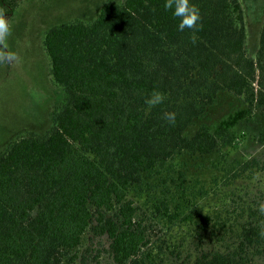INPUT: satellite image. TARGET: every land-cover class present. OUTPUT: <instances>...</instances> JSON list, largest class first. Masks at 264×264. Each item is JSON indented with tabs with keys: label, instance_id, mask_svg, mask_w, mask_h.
<instances>
[{
	"label": "trees",
	"instance_id": "obj_1",
	"mask_svg": "<svg viewBox=\"0 0 264 264\" xmlns=\"http://www.w3.org/2000/svg\"><path fill=\"white\" fill-rule=\"evenodd\" d=\"M191 2L202 17L195 43L192 30H178L165 0L107 1L91 21L45 32L64 101L44 134L29 132L0 152V264H79L88 231L110 240L117 264H155L152 254L143 256L147 229L135 219L131 192L151 186L146 179L162 175L175 155L213 154L233 143L239 123L256 113L264 120V20L252 58L240 0ZM154 90L166 99L149 110ZM220 91L246 106L214 130L202 125L185 136ZM165 112L176 113L174 125ZM157 209L169 222L179 216L166 215V200ZM201 222L213 236L225 235L217 215ZM257 236L255 226H242L238 248L225 250L218 236L220 246H203L176 264H248L241 253Z\"/></svg>",
	"mask_w": 264,
	"mask_h": 264
},
{
	"label": "rangeland",
	"instance_id": "obj_2",
	"mask_svg": "<svg viewBox=\"0 0 264 264\" xmlns=\"http://www.w3.org/2000/svg\"><path fill=\"white\" fill-rule=\"evenodd\" d=\"M124 0H6V16L12 26L9 49L19 59L0 63V152L29 132L44 134L52 126V115L64 101V92L52 79L44 47L45 32L52 26L75 20L91 21L104 2ZM246 31V51L255 58L264 20V0H240ZM246 105L242 97L220 91L214 104L194 119L185 131L191 137L202 125L214 130L227 115ZM264 120L256 113L235 128L230 146L206 155L181 152L168 161L162 175L147 178L151 184L132 191L136 221L147 229L143 256L152 254L155 264H176L196 254L201 247L216 248L218 236L225 237V250L238 248L242 226H255L258 236L245 243L242 256L248 264H264V215L258 203L264 201ZM166 200L169 211L179 216L169 222L158 211ZM191 214L190 220L183 218ZM217 215L225 223L224 233L213 236L203 228L201 217ZM106 236L88 231L79 249V264H117Z\"/></svg>",
	"mask_w": 264,
	"mask_h": 264
},
{
	"label": "clouds",
	"instance_id": "obj_3",
	"mask_svg": "<svg viewBox=\"0 0 264 264\" xmlns=\"http://www.w3.org/2000/svg\"><path fill=\"white\" fill-rule=\"evenodd\" d=\"M165 10H171L174 17L179 18L178 30H192V42L198 39L196 32L200 30V21L202 19L199 7L192 3L191 0H165L163 5ZM7 9L0 7V63H10L19 59L18 54L9 49L8 40L12 35V26L6 16ZM166 99L165 94L154 90L146 99L145 103L150 110ZM169 124L174 125L176 122L175 112H165L163 117ZM258 211L264 215V201L258 203ZM260 235L264 237V230Z\"/></svg>",
	"mask_w": 264,
	"mask_h": 264
}]
</instances>
